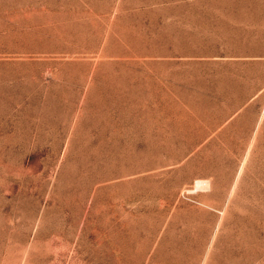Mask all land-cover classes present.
I'll return each mask as SVG.
<instances>
[{
  "label": "rangeland",
  "instance_id": "374dc122",
  "mask_svg": "<svg viewBox=\"0 0 264 264\" xmlns=\"http://www.w3.org/2000/svg\"><path fill=\"white\" fill-rule=\"evenodd\" d=\"M0 264H264V0H0Z\"/></svg>",
  "mask_w": 264,
  "mask_h": 264
}]
</instances>
